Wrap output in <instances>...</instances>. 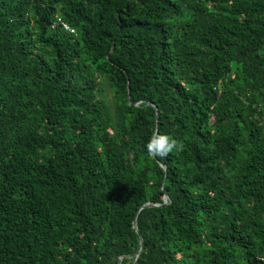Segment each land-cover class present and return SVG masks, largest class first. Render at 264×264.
I'll list each match as a JSON object with an SVG mask.
<instances>
[{"label":"trees","instance_id":"obj_1","mask_svg":"<svg viewBox=\"0 0 264 264\" xmlns=\"http://www.w3.org/2000/svg\"><path fill=\"white\" fill-rule=\"evenodd\" d=\"M0 264H264V0H0Z\"/></svg>","mask_w":264,"mask_h":264},{"label":"clouds","instance_id":"obj_2","mask_svg":"<svg viewBox=\"0 0 264 264\" xmlns=\"http://www.w3.org/2000/svg\"><path fill=\"white\" fill-rule=\"evenodd\" d=\"M145 149L154 158H166L169 154L183 150V143L168 132L153 133Z\"/></svg>","mask_w":264,"mask_h":264},{"label":"rangeland","instance_id":"obj_3","mask_svg":"<svg viewBox=\"0 0 264 264\" xmlns=\"http://www.w3.org/2000/svg\"><path fill=\"white\" fill-rule=\"evenodd\" d=\"M103 87H104V92H103L102 96L105 97L108 100V102H111L112 101V90H111V88L107 85V83H104Z\"/></svg>","mask_w":264,"mask_h":264},{"label":"water","instance_id":"obj_4","mask_svg":"<svg viewBox=\"0 0 264 264\" xmlns=\"http://www.w3.org/2000/svg\"><path fill=\"white\" fill-rule=\"evenodd\" d=\"M167 198H168V196L167 195H165V200H164V203H166V201H167ZM149 205V203H146V204H144L143 206H148ZM134 225H136V219L134 220ZM140 242H141V246H140V249H139V251H138V253H137V255L141 252V250H142V246H143V243H142V239L140 238Z\"/></svg>","mask_w":264,"mask_h":264},{"label":"built area","instance_id":"obj_5","mask_svg":"<svg viewBox=\"0 0 264 264\" xmlns=\"http://www.w3.org/2000/svg\"><path fill=\"white\" fill-rule=\"evenodd\" d=\"M63 26L65 29L69 30L71 33H75V30L73 28H70L69 25L63 23Z\"/></svg>","mask_w":264,"mask_h":264}]
</instances>
